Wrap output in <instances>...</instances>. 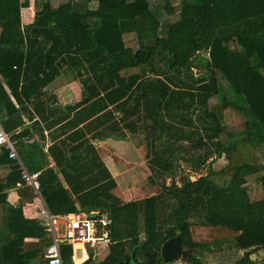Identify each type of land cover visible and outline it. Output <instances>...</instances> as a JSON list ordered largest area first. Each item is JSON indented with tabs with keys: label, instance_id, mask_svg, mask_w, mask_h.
I'll return each mask as SVG.
<instances>
[{
	"label": "trees",
	"instance_id": "16d2710c",
	"mask_svg": "<svg viewBox=\"0 0 264 264\" xmlns=\"http://www.w3.org/2000/svg\"><path fill=\"white\" fill-rule=\"evenodd\" d=\"M29 3L0 0V124L26 169L39 171L49 211L108 213L109 252L97 264H165L160 247L174 235L192 264L222 249L242 252L217 264H264V0H33V21L22 24ZM61 72L80 82L81 98L59 110L46 87ZM23 112L38 118L24 126ZM126 133L144 138L158 192L113 193L93 141ZM7 154L1 147L0 264H42L51 238L23 213L37 193L14 187L20 170ZM218 157L219 170L191 178ZM85 247L77 263L60 243L63 264H88L95 253Z\"/></svg>",
	"mask_w": 264,
	"mask_h": 264
},
{
	"label": "crops",
	"instance_id": "0c3cea01",
	"mask_svg": "<svg viewBox=\"0 0 264 264\" xmlns=\"http://www.w3.org/2000/svg\"><path fill=\"white\" fill-rule=\"evenodd\" d=\"M34 11H33V0H30L29 6L26 8L21 9V23L22 24H28L33 21ZM63 73V72H62ZM59 75L57 78H55L50 84L47 85V90L50 92V94H54V96L50 95V102L56 103L59 105V110L63 108L66 104L75 103L80 100L81 98V84L76 79H70V78H64V74ZM68 80V81H67ZM74 87V88H73ZM68 102V103H66ZM30 112H33L32 109L29 107ZM38 118L36 114H34L33 119H29L27 113L23 112V120H24V126H29L30 122L34 119ZM22 129V127H18L15 129L14 132H18ZM52 128L51 132H54L56 130H53ZM44 134L46 136V139H48V144L44 146V149H47V146L51 144L52 140L49 138L50 131L44 130ZM137 136V135H136ZM135 135L126 133L125 138L116 139L113 137L104 138L101 140L93 141V143L96 145L98 149V153L107 166L108 170L110 171L111 175L116 181V187H118L119 183L117 181H120L124 184L121 185L120 193L124 195L125 197H122L118 191H114L113 193L120 197L122 200H130L132 195L130 196V190L136 189L137 185L132 182L129 183L128 178L136 179V181L145 176L146 168V148L145 143H142L141 136L138 137V141L140 142L137 146L136 144L133 145V147L130 150L131 153H134L131 155L129 153L128 149H125L128 151L127 157L128 160L130 158V161L124 162L122 160V153L121 150H124L123 142L125 140L129 141L132 139V137H136ZM63 137V135H59L58 138ZM38 138L37 134H33V138H28V141H32V139ZM142 145V147H141ZM118 163V165H117ZM52 164V161H51ZM143 166V169H142ZM145 168V169H144ZM149 170V169H148ZM141 172V173H140ZM150 174V172H149ZM147 176V175H146ZM120 178V179H119ZM119 179V180H118ZM126 191V192H125ZM133 191V190H132ZM138 191V190H137ZM18 193L15 191V189H10L8 191V200L15 204L18 200ZM144 197V196H142ZM38 206V198H34L31 202H26L23 205V213L27 217H34L35 210ZM106 248V252L104 254H100L97 250L95 253V256H93L92 260L88 264H97L100 261L104 260L109 252L108 247L105 246V244H98V248ZM77 247L74 250V260L81 259V261L77 262L80 263L84 261L87 258L86 249L84 251V248L81 249L80 255H76Z\"/></svg>",
	"mask_w": 264,
	"mask_h": 264
},
{
	"label": "built area",
	"instance_id": "2783aa9c",
	"mask_svg": "<svg viewBox=\"0 0 264 264\" xmlns=\"http://www.w3.org/2000/svg\"><path fill=\"white\" fill-rule=\"evenodd\" d=\"M48 139H45V146ZM3 147L8 152V157L18 163L20 170V179L15 182L14 187L25 185L31 186L37 193L38 206L35 210L34 217L44 221L45 232L51 238V242L45 247L42 264H63L59 244L69 243L72 245L73 254L75 248H84L90 245L95 252L98 250V244L109 245V225L111 218L105 211H96L95 217H90L87 212L77 211L66 214L51 213L47 208L44 200L39 194V171H28L19 158L14 141L10 139L8 133L0 124V148ZM64 226V233L58 234L59 224ZM165 264H192L181 256H178Z\"/></svg>",
	"mask_w": 264,
	"mask_h": 264
},
{
	"label": "rangeland",
	"instance_id": "374dc122",
	"mask_svg": "<svg viewBox=\"0 0 264 264\" xmlns=\"http://www.w3.org/2000/svg\"><path fill=\"white\" fill-rule=\"evenodd\" d=\"M96 2H92L90 4V6L92 8H95L96 7ZM177 18V15H174L172 17L173 20H175ZM62 73V72H61ZM60 73V75H61ZM64 74V78H70L72 77V74L70 72H67L66 74L65 73H62ZM68 81V80H67ZM74 88V87H73ZM68 103V102H66ZM139 137V136H138ZM138 137H132V139L129 141L125 140L122 144H123V148L124 150H121V153H122V160L124 162L126 161H130V158L128 160V157H127V154H128V151H126L125 149H131L133 147L134 144H136L137 146L139 145V141L137 140ZM141 141L142 143H145V140L143 137H141ZM187 143V142H185ZM142 147V145H141ZM190 152L192 154H194L195 152V149L191 148L189 149ZM203 148H200L199 150H197V152H203ZM129 153L131 155H133L134 153H131L130 150H129ZM196 153V152H195ZM184 163L181 162V166L183 165ZM225 164V160L224 158L222 157H218V158H214L211 160V158H208V160L206 161L205 164L201 165V167H199L196 171V173H191V178H195L197 177L198 174H204L206 172H209L210 170L216 172L217 170H219L223 165ZM118 165V163H117ZM146 166L148 167V162H147V157H146ZM190 165L188 166H185L184 169H182L181 167H179L178 169L179 170H183L181 171L182 173H185L187 171V169L189 168ZM142 169H143V166H142ZM145 169V168H144ZM148 168H146V171H145V176L144 177H141L139 179V181L136 179H133V178H128V181L129 183L132 184V182H134L136 185H137V188L136 189H131L130 190V196L132 195L133 197H131V199H138V198H142V196H148L150 194H153V193H156L160 190V187L158 184H160L159 182V179L155 178L154 177V180L151 181L150 178L152 175V171L151 170H148ZM150 172V174H149ZM141 173V172H140ZM147 175V176H146ZM178 175H180V171L178 172ZM153 176V175H152ZM176 176V175H175ZM256 175H251L250 177H248L247 179V182H246V186H247V190H248V193H249V196L251 199H257L258 197L261 196V190H260V186H259V183L257 182V179L255 178ZM213 177L216 179V180H220V176L218 174H215L213 175ZM120 179V178H119ZM118 179V180H119ZM178 179V178H177ZM119 183L118 187H116L114 189V191H118L120 193V188H121V185L124 184L120 181H117ZM158 182V183H157ZM170 182L169 179L166 180V183L168 184ZM14 189V188H12ZM133 190V191H132ZM138 190V191H137ZM126 192V191H125ZM120 195L122 197H125L124 195H122L120 193ZM193 220H195V218H192ZM64 233V226L62 223L59 224V230H58V234H62ZM80 251L81 249L77 248L76 249V252L77 254L76 255H80ZM98 251L99 253L101 254H104L106 252V248L103 247V248H98ZM242 251L240 250H234V249H230V250H227V249H222L221 251L217 250V251H213V252H209L208 250H204L202 252V254L199 256L201 257L202 261L204 264H217V263H220V262H225V261H229V260H233L235 259L236 257H238L240 254H241ZM258 255L257 254H252V257H257Z\"/></svg>",
	"mask_w": 264,
	"mask_h": 264
},
{
	"label": "water",
	"instance_id": "95a60500",
	"mask_svg": "<svg viewBox=\"0 0 264 264\" xmlns=\"http://www.w3.org/2000/svg\"><path fill=\"white\" fill-rule=\"evenodd\" d=\"M87 215L90 217H95L96 211H89ZM184 253V249L182 247L180 237L178 235H174L172 237L167 238L160 247V255L163 261H170Z\"/></svg>",
	"mask_w": 264,
	"mask_h": 264
},
{
	"label": "bare ground",
	"instance_id": "6f19581e",
	"mask_svg": "<svg viewBox=\"0 0 264 264\" xmlns=\"http://www.w3.org/2000/svg\"><path fill=\"white\" fill-rule=\"evenodd\" d=\"M99 244H102V243H99Z\"/></svg>",
	"mask_w": 264,
	"mask_h": 264
}]
</instances>
